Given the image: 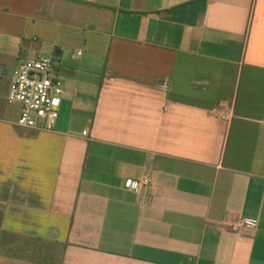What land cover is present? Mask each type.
Here are the masks:
<instances>
[{"label":"crops","instance_id":"crops-1","mask_svg":"<svg viewBox=\"0 0 264 264\" xmlns=\"http://www.w3.org/2000/svg\"><path fill=\"white\" fill-rule=\"evenodd\" d=\"M43 56L52 131L5 101ZM0 264H264V0H0Z\"/></svg>","mask_w":264,"mask_h":264},{"label":"built area","instance_id":"built-area-1","mask_svg":"<svg viewBox=\"0 0 264 264\" xmlns=\"http://www.w3.org/2000/svg\"><path fill=\"white\" fill-rule=\"evenodd\" d=\"M62 94V83L51 74L49 57L30 58L20 62L14 69L9 81L5 101L19 105V114L15 124L21 128L52 131L58 117L57 106ZM220 119L227 121L231 107L219 105ZM85 134V132H83ZM125 187L133 192L152 189L150 176L137 180H126ZM241 227H254V223L237 219L228 224V229L237 233Z\"/></svg>","mask_w":264,"mask_h":264}]
</instances>
